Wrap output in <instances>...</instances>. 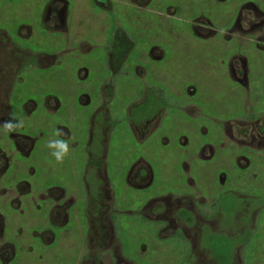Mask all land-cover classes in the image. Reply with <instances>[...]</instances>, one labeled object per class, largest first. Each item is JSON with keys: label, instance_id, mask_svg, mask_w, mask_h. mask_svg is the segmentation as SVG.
I'll return each instance as SVG.
<instances>
[{"label": "flooded vegetation", "instance_id": "flooded-vegetation-1", "mask_svg": "<svg viewBox=\"0 0 264 264\" xmlns=\"http://www.w3.org/2000/svg\"><path fill=\"white\" fill-rule=\"evenodd\" d=\"M11 1L20 5L23 0ZM26 1L21 6L27 12L28 7L35 9L36 20L8 30L0 28V264L13 263L16 245L27 233L24 230L28 225L34 226L29 234L48 245L59 239L58 227L70 224L73 230L63 241L73 246L83 243L72 264H159L164 260L174 264H238L239 259L247 264L256 254L264 258V119L262 122L259 117H250V108L245 109L250 104L242 101L234 123L211 124L206 120L201 125L195 104L184 109L183 104L173 100L171 87L178 80V70L185 74L186 66L176 64L174 68L170 45L167 50L152 46V51L133 54L130 32L108 26L107 13L117 0H35L34 6L28 1L29 5L22 4ZM125 1H132L135 8L143 5L142 0ZM217 1L221 4L230 0ZM260 3L243 0L237 6L235 22L222 32L206 8L187 29L203 40L221 39L223 70H218L220 62H206L203 67H217L208 72L218 76V87L229 81L244 83L234 93L237 98H250L246 41L251 36L259 48L262 46L260 52L264 51V45H260L264 40V6ZM88 5L91 12L95 11L90 16L100 9L106 16L102 20L107 39L103 44L106 71L111 75L112 70L117 77L133 67L135 77L144 85L135 87L138 92L143 90L139 99L124 101L125 96L106 83L107 91L91 95L89 100L84 93L78 96L77 81H73L70 93L64 94L59 68L76 60L87 67L94 58L93 50L85 48L79 33L75 35L78 39L70 37L75 33L72 21L77 9ZM45 28L57 37L55 49L32 48ZM65 35L71 38L69 44L61 43ZM240 44L243 49L238 47ZM71 53H75L73 59L67 57ZM195 63L196 67L187 68V74L192 71L194 76L199 62ZM173 69L177 70L174 75ZM31 72H38V76ZM84 72L82 69L75 74ZM72 103L92 107L89 111L81 107L89 117L87 131L72 125L77 118ZM176 109L190 118L185 126L188 133L178 135L184 142L183 150L190 147L184 155L189 186L153 192L150 189L159 177L156 162L172 157L171 125ZM13 118L23 119L24 126L6 132L2 126ZM169 123L170 134L165 128ZM58 129L63 131L62 137L55 135ZM126 135L131 138L128 143L122 142ZM52 139H65L70 148L65 172L60 176L46 167L52 151L47 143ZM71 143L76 144L74 158L70 156ZM124 144L130 145L127 157L121 147ZM141 144L146 149L154 148L157 154L161 144L165 156L161 152V157L149 158L145 150L141 151ZM220 148L232 156L223 161ZM121 156L127 159L126 169L116 164ZM26 206H33L32 213L25 215ZM130 228L144 230L151 235L147 238L150 242L136 244L137 249L130 251V244L122 238ZM71 233L77 237L75 241ZM28 242L37 244L34 239ZM24 262L29 263L26 259Z\"/></svg>", "mask_w": 264, "mask_h": 264}, {"label": "rangeland", "instance_id": "rangeland-1", "mask_svg": "<svg viewBox=\"0 0 264 264\" xmlns=\"http://www.w3.org/2000/svg\"><path fill=\"white\" fill-rule=\"evenodd\" d=\"M14 1H17V0H14ZM27 1L32 3L33 6L36 5L35 0H27ZM27 1L22 4L29 5ZM88 1L93 2L95 0H88ZM147 1L148 0H142L143 5L136 7V8L134 7L132 1L131 2L128 1L126 4H123L121 2H117V3L113 2V7L107 13V17L109 18V20H107V24H109L108 25L109 27H111L112 29L119 28V29L130 32V36H128V39L133 38L134 42L136 41V36H137L138 46H136V49L134 48L133 54H135L136 51L141 49L140 45H142L144 48H146L147 46L149 47L152 44V41L155 39L154 36H156V40H161V38L163 40H166L164 37V33H166V31L168 30L173 31V32L175 30V32H178V31L189 29L190 27L188 23L190 21L189 17L192 11L196 10L198 7L204 8V6L207 5L206 9H209L211 13H213L217 17L221 16L220 18L221 20L227 19L226 22L228 23V19L230 17L229 13L232 11L233 8L241 5V2L243 0H230L229 2H222L221 4H219L217 0L216 1L209 0L208 3H206L205 1H201V0H150L148 1V3ZM21 2H20V5H17V3L13 4L11 0H2V3L0 4V28L2 27L8 30V28L9 29L16 28L24 24H31V22L36 20L35 9H32L27 6L28 7V12H27V9L24 6H21ZM259 2H261L260 6H264V0H259ZM41 5L43 7V3ZM38 8L40 7L38 6ZM91 13L94 15L95 11L91 12L90 5L78 8L75 14L76 16L73 17L74 23L72 21V24L74 25L75 33H73L70 37L78 39V37H75V35L76 33H79L80 35L78 36H81L80 38H83L84 40L88 39L87 41L89 42V44L99 46L98 48L94 47L95 50L91 54V57L93 58V57H96L97 55H102V56L105 55V51H104L105 48H103V44L106 43L105 42L106 39L104 41V35L106 33L104 30V27L102 26V15L99 14L98 12L97 15L90 16ZM7 16L11 17L13 21L8 20L6 18ZM49 33H51L49 29L45 28L44 31L40 34V39H39L40 41H38V44H36L32 48L37 49L40 47H46V49H49L52 47L51 49L53 48L55 49V47H53L54 46L53 43L54 41L57 40V37L52 36L53 33L51 34ZM45 34L48 35L47 38H45L46 37ZM220 35L221 33L218 35V38L220 37ZM70 37L67 35L62 36L63 39L61 43L69 44L68 40H70L71 42ZM188 37L189 36L184 35V39H183L184 42L181 41L179 43L174 44L173 46L174 55L172 58V62H173L172 65H174L175 69L177 68L176 64L186 66L184 68L185 74H183V72L180 74L178 70V74H179L178 80H176L175 83L171 87V91L174 93V98H175L173 99L174 102L178 104H184L183 105L184 107L186 106L194 107V103H200L203 106L204 104L202 103H205V104L207 103L212 107L218 106V107H221L224 112L220 110L221 111L220 114L212 113L213 114L212 116L209 113H207V116L212 117V118L215 117V119H220V120H224L225 118L226 119L231 118L230 116L232 115L227 114L228 112L227 107L232 106L234 108H238L239 103H241V105L243 104L242 103L243 98H238L236 100L232 94H234L237 91L239 92V90H241L240 85L244 86V83L243 85L242 84L239 85V84H235L232 81H229L228 83L224 82L222 85L218 87V84H216V81H215L218 76L216 74L211 75L210 72H208V75L206 76L208 80L207 84L194 83L192 80H196L198 76H191V74L193 73L192 71H190V73L187 74L186 73L187 68L189 66L192 67L193 65L196 67V63H195L196 61L203 62V60H205L208 63L220 62L221 65H219L220 67L218 70H223V67L225 66V63H224L225 59L223 56V52L221 51H223L224 49H221V47L218 46L217 47L218 50H217L216 43L215 42L213 43L212 41H208V42H212V44H208L204 46H192V41L187 40ZM36 39L37 38L35 37L34 39H32V41L35 42ZM43 39H47L48 42L44 41ZM47 44H49V46ZM238 47L243 49V47H241V44L238 45ZM247 50H250V45L247 47ZM74 54L75 53H71L67 57L69 59H73ZM184 54L186 55L185 58L187 59H182V56ZM261 54L264 55V51L261 52ZM169 59H171V57ZM76 62L75 61L71 62V64L68 67L62 66L61 68H59L58 76H60V78L63 79V92L65 95L70 93V91L72 90L71 85H73L72 83H74V82L69 83L68 80L74 81L73 78H70V77H72L73 75L75 77L76 75L75 73L76 72L79 73L82 67L87 68L86 66H82L86 64L85 62L79 61V60H76ZM134 64H135V61H134ZM175 69H173V75L177 72V70ZM193 69L194 68H192V70ZM214 69H217V67L216 68L207 67V71L214 70ZM94 70L96 69H91L92 72ZM212 72L214 73V71ZM48 73L50 72H47L46 74H42V76L44 77L48 75ZM111 73H112L111 75L109 73L110 76L108 75L104 78H97L95 77V75H92L89 78L88 83L86 82L87 84H83L82 82H81L82 84H78V85L77 83H74V84H76L77 86L76 89L87 87L88 89L95 90L98 88V86H101V84L107 83V86L115 87L117 92H120L121 94L125 96L124 101H128V99H130L129 96L133 94V91L135 90L136 86L139 88L141 85H143L142 83L140 84V81L135 77L133 67H130L129 69H127V72L125 71V72H121L120 74H118L117 75L118 78L114 77L112 70H111ZM31 74H34L35 77L38 76V72H31L30 75ZM47 82H49V78H47ZM189 85L192 86V88H189L191 89L190 91L194 90L193 86L197 87L198 89L197 95L186 93V91L184 90V87L186 88ZM51 88L53 87L48 86V89H51ZM202 90H204L203 93H202ZM81 91L82 89L79 90L78 96L80 95ZM209 105L208 107H210ZM77 107L80 110V112L84 111L82 110L80 105H75L74 110H76ZM89 108H92V107L88 106V111H89ZM249 108L250 106L249 107H247V105L245 106L246 110ZM243 112H241V114ZM77 116L78 118L80 117L79 115ZM197 116L200 117L201 121L199 122H201V125L203 121L209 120L207 119V117L203 115L198 114ZM179 120H180L179 115H175L174 124L171 125V131L172 133H174L173 144L171 145V148L176 147V146L181 147V144L184 143L183 141H179L180 140L178 137L179 133H183V134L188 133V130L185 126L181 127L183 122L181 121V123H178ZM121 125L122 124H120L118 128L121 127ZM76 126L79 127L81 126V124L78 122ZM165 128L170 134V123ZM123 130L124 129H122V131ZM130 139H131L130 135H126V137L122 138V142L128 143V140ZM115 143L113 140L112 146H111L112 149H114ZM71 144L73 146V149L71 151L73 152L71 153L70 156L74 158L76 157V154H77L76 149H74L76 144L75 143H71ZM189 148H184L185 154L189 151ZM144 150L145 152L149 151L148 149H146V146L143 147V145L141 144V151L143 152ZM175 154H176V158H178V154H179L178 150H176ZM220 156H222V154H220ZM67 158H65L62 164L58 165L54 157H52L50 154L46 167L48 166L49 169H51L54 172V174L60 176L64 174L65 172L64 169L66 166ZM122 160L124 161L123 164H121L119 161H117L116 164L126 169L127 168L126 167V163H127L126 157L123 156ZM176 177H178L177 173H176ZM169 178L171 179V174L169 175ZM61 179L63 178L61 177ZM157 181L158 182L156 183V185L150 189L153 192L161 190V189H164V190L172 189L178 184L176 181H174V183H170V182L167 183L164 177H158ZM190 192L192 191L190 190ZM24 210H26L25 215H27L29 213H32L31 210H34V208L33 206L32 207L26 206V208L24 207ZM254 214L258 217L257 213L254 212ZM256 216H255V221H254L255 223L253 226L256 225ZM241 217L242 215L240 214L239 219H241ZM33 227H31V225H28L26 227V230H24V232H27V233H25L24 235H21L24 237H21L20 238L21 241L16 245L17 254L12 264H23L22 263L23 259H26V261H29L28 264H72V258L76 256L79 253L80 249L83 247V243H79L77 245L75 244V246H73L72 244L65 243V240L63 241V239L65 237H68L70 235V232H72L73 230L72 224L66 227H60V228L58 227L56 229V233L59 239L57 240L55 244H48V245H45V243L40 244L37 236L33 237L29 234V233H32V231L34 230ZM60 235L62 236V238H60ZM71 237H73V241H75V238H77L74 233H71ZM31 239H34L35 241H37L36 243L39 245L37 244L33 245L32 242L29 243L28 241ZM133 244L134 243L132 242V244L129 245V247L131 248L130 251L132 249H135V245ZM76 250H77V253H76ZM64 255H66L67 257L66 259H64ZM150 262H154V261H150ZM237 262L238 264H246L245 260H242V259L237 260ZM159 264H174V263L170 260H164V261H159ZM247 264H264V258L262 257L261 254L260 256L259 254H256L255 259H250V263H247Z\"/></svg>", "mask_w": 264, "mask_h": 264}, {"label": "crops", "instance_id": "crops-1", "mask_svg": "<svg viewBox=\"0 0 264 264\" xmlns=\"http://www.w3.org/2000/svg\"><path fill=\"white\" fill-rule=\"evenodd\" d=\"M117 1H119V2L124 1L123 3H126L125 0H117ZM201 1H205L207 3V0H201ZM205 8H206V5L204 6V8L198 7L196 10L192 9L193 11L189 17V20L192 22V20H194L195 17L199 13L204 11ZM236 11H237V6L234 8L233 12L229 13L230 17L228 19V23L226 22L227 19L221 20L220 19L221 16L217 17L213 13L211 14V19L214 21V23H215L214 25L216 26L217 29L220 30V32L226 30L227 27H229L231 24H233L235 22L236 17H237ZM99 14L102 15V20H104V18H105L104 11L100 9ZM190 21L188 23H190ZM102 24H103V22H102ZM184 35L189 36L187 40L192 41V46H204V45L211 44L212 42L213 43L215 42L217 45L216 48L218 46L221 47V39H218V40L215 39L214 41L208 43V40H203L201 38H198L195 35V33H193L191 30H183V31H178V32H175V30H174V32L168 30V31H166V33H164V37L166 40H163L162 38H161V40H156V36H154L155 39L152 41V44L150 45L151 48H150V46L149 47L147 46L148 48L147 47L144 48L142 45H140L141 49L136 51V52H142L143 53V52H148L150 50L152 51L153 50L152 46H157V49L161 48V49L167 50V49H170L169 45H170L171 49L173 50L174 44L179 43L181 41L184 42V40H183ZM105 39H106V34L104 35V41H105ZM81 40L83 41L84 39L81 38ZM87 40L88 39L84 40L85 42L83 41L85 48H89V49H92L94 51L95 50L94 47H97V48L99 47V46L89 44V42ZM106 41H107V39H106ZM132 41H133V38H132ZM262 41H264V40H261L260 45H264V43ZM133 44H134L133 46H135V49H136V46H138L137 36H136V41H135V43L133 42ZM245 44H247V45H245V47H248L250 45V50H248V55H247L248 57L246 59V65H247V68L249 69L247 78L250 81V93L248 96L250 98H248V99L244 98L243 102H244V105L248 104V103L250 104V117H251V115H253L255 118L259 117L258 119L263 122L262 119H264L263 118V116H264V55L261 54V52H260V50H261L260 48H262V46L259 48L257 46L255 39L252 38L251 36H250V39H248ZM203 48H205V47H203ZM185 57H186V55L184 54L182 56V59H187ZM98 59H99V62L97 61ZM103 63H104L103 56L97 55L96 57H94L92 59V64L88 65L87 68L82 67V69L86 70V72L82 73L80 76L75 75L77 77H76V79L74 78V81L76 80L78 82V84H82V83L87 84L89 78L92 75H95V77H97V78H104V77L108 76L109 73L106 71L107 66H104ZM205 63H206L205 60H203V62H199L198 63V70L194 72V76H198V78L196 80H192V81L196 84H198V83L207 84L208 83V80L206 78V76L208 75L207 65H206V67H203V65ZM202 68H204V69H202ZM82 69H80V70H82ZM91 69H96V70H94L92 72ZM210 74L213 75L212 73H210ZM71 82H73V81H71ZM189 88H192V86L189 85L186 88L184 87V90L186 91L187 94H195V95L198 94L197 87L193 86V88H194L193 91L188 90ZM81 89H82V91L80 93H82V94L84 93V95H86L84 97L89 99V100H91L92 97H95V95L98 96V94H101V93H104L105 91H107L106 84H104V83L101 84V86H98V88L95 90L88 89L87 87L86 88H80V90ZM142 92H143L142 88L139 89V92L137 90H134L133 94H131L129 97H137V95L139 94L138 95V99H139L140 94ZM203 92H204V90H202V93ZM91 95H92V97H91ZM232 95L236 100L238 99L235 94H232ZM142 97H143V95H142ZM194 104L198 108L199 114L207 117V119H209L211 121V124L234 123L239 118L238 112L240 110V106H242L239 103L238 108H234L232 106L227 107V110H228L227 114L232 115V116H230L231 118H227V119L225 118L224 120H220V119H215V117H213V118L208 117L207 113H209L211 116L213 115L212 113L220 114L221 111H223L221 107H218V106L212 107L207 103L206 104L202 103V104H204V106L201 105L200 103H194ZM75 105H77V104L72 103L71 107L75 108ZM208 105L210 107H208ZM80 106L83 109H86V108H88L89 105H87V106L80 105ZM188 107L189 106H186L183 108L189 109ZM76 110H78V109H76ZM76 110H74V117L77 115H79L80 117L78 118V116H77V118L74 121H72V125L76 126V124L79 122L81 124V126L77 127V129L79 131H87L88 125H89L88 114L86 113V111H84V112L78 111L77 113H75ZM178 111H179L178 109L175 110V112H176L175 115H179V117H180V120L178 123H181V121H182L183 123L181 126H187V124L190 122V118L187 119L186 115L183 114L182 111L181 112H178ZM204 122L207 123V121H204ZM226 144L228 145L227 142H226ZM121 147H122V150H123L125 156L127 157V150L129 149L130 145L124 144ZM147 149L149 151L145 152V154L147 156H149V158H152V156H154V155H158V157H161L163 154V156H165V154L163 153V149H162L161 144H159V146H158V149L160 152L159 154H157L155 152L154 148H152V147H147ZM176 150H178V153H179L178 158H176V154H175ZM161 152H162V154H161ZM169 152L171 153V156H172L171 158H169L168 160H161L160 159L159 161L156 162V172L158 173L159 177H164L166 179L167 183H169V182L174 183V181H176L178 184L175 186V188L178 190H181V189L183 190L187 186H189L188 183L186 182L187 173L185 170L186 164H185V158H184L185 153H184L183 147L182 146L181 147H178V146L172 147ZM228 153H230V154H228ZM219 154L223 155L222 156L223 161H224V158L227 160V157L229 155L232 156L231 152L226 151L224 153V149H222V148L219 149ZM142 155H143V153H142ZM136 156H137V154H136ZM122 158H123V156H121L120 161L118 160L121 164L124 163ZM229 161H231V160H228L227 162H229ZM126 162H127V159H126ZM176 173H177L178 177H176ZM170 174H171V179L169 178ZM77 201H78V197H77ZM149 236H151V235L146 233L144 230L134 231L133 228H130L126 231V233L122 236V238H125V241L128 242L129 244H131L133 242L134 243L133 245H135V249H137L138 245H136V244H140L141 242H150V240L147 239ZM130 237H132V238H130ZM135 249H132V250L134 251Z\"/></svg>", "mask_w": 264, "mask_h": 264}, {"label": "clouds", "instance_id": "clouds-1", "mask_svg": "<svg viewBox=\"0 0 264 264\" xmlns=\"http://www.w3.org/2000/svg\"><path fill=\"white\" fill-rule=\"evenodd\" d=\"M24 126L23 119L9 120L2 126L6 132H14ZM55 135L57 137H62L64 135L62 130H56ZM47 147L51 149V156L54 157L57 164H62L65 158L69 155L70 148L68 141L65 139H52L47 143Z\"/></svg>", "mask_w": 264, "mask_h": 264}]
</instances>
